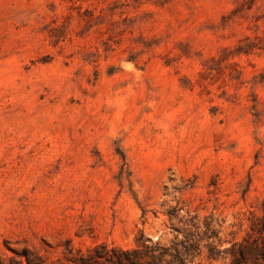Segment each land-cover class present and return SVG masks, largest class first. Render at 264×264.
Segmentation results:
<instances>
[{"label":"rangeland","instance_id":"1","mask_svg":"<svg viewBox=\"0 0 264 264\" xmlns=\"http://www.w3.org/2000/svg\"><path fill=\"white\" fill-rule=\"evenodd\" d=\"M169 214L220 249L264 218V0H0V264Z\"/></svg>","mask_w":264,"mask_h":264},{"label":"trees","instance_id":"2","mask_svg":"<svg viewBox=\"0 0 264 264\" xmlns=\"http://www.w3.org/2000/svg\"><path fill=\"white\" fill-rule=\"evenodd\" d=\"M176 219L179 225L171 223L174 238L169 245L163 243L162 235L154 240L139 230L133 248L101 244L86 252L79 251L66 264H189L203 253L204 247L208 248L207 256L212 260H229V264H264V218L253 220L246 236L231 241L230 247L224 249L209 242L215 232L208 235L211 228L206 225L207 229L203 230L197 215L178 218L169 214L171 222ZM205 241L207 244L203 245ZM28 264H32L31 261Z\"/></svg>","mask_w":264,"mask_h":264}]
</instances>
